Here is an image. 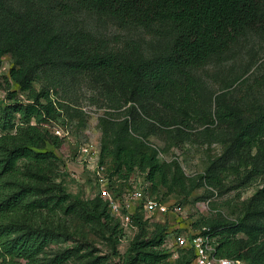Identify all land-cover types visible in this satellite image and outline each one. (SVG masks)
<instances>
[{
  "label": "rangeland",
  "instance_id": "1",
  "mask_svg": "<svg viewBox=\"0 0 264 264\" xmlns=\"http://www.w3.org/2000/svg\"><path fill=\"white\" fill-rule=\"evenodd\" d=\"M27 1L4 0L20 14L26 12ZM31 1L54 8L44 14L60 35L85 36L89 54H113L117 67L168 54L176 37L175 27L168 22L146 27L89 10L76 0ZM21 68L17 57L0 55V103L33 107L35 113L28 121L21 114L13 116V129L0 130V136H16L28 126L50 135L51 140L36 149L55 156L43 200L57 202L62 189L68 204L98 197L97 175L88 168L82 151L90 145L100 156L104 176L122 182V189L140 179L151 183L149 193L154 198L184 206L180 217H150L141 209L135 212L147 222L150 233L156 224L167 226L161 247L165 254H183L173 242L174 235L197 232L196 222L210 221L226 231L233 224L245 229L230 234L244 256L240 264H251L264 254V137L236 141L241 127L264 112V31H246L206 65L175 77L181 84H192L186 104L168 97L130 96L121 77L114 79L104 71L47 69L31 77L29 89L23 90L13 78V71ZM223 109L241 123L220 122ZM117 145L121 146L119 153ZM123 159L134 160L133 172H128ZM152 168L157 169L153 180L149 178ZM40 220L55 224L61 239L38 254L34 264H53L67 251L72 254L62 264H124L130 243L119 242L115 249L106 230L79 214H65L57 208L54 213L44 210ZM171 257L169 264L175 262Z\"/></svg>",
  "mask_w": 264,
  "mask_h": 264
},
{
  "label": "trees",
  "instance_id": "2",
  "mask_svg": "<svg viewBox=\"0 0 264 264\" xmlns=\"http://www.w3.org/2000/svg\"><path fill=\"white\" fill-rule=\"evenodd\" d=\"M76 1L89 10L125 23L146 27L160 22L171 23L176 29V37L170 52L155 59L131 61L117 67L113 54H89V40L85 36L79 34L70 39L60 35L44 14L54 8L28 0L26 12L20 14L0 0V55L11 54L21 61L22 68L13 71V78L23 90L29 89L31 77L47 69L104 71L114 79L121 77L130 96L143 99L168 97L171 101L186 104L192 84H181L175 77L185 73L186 69L206 65L214 56L226 52L246 31H264V0ZM33 113V107L3 106L0 103V130L8 132L13 129V116L21 114L28 121ZM218 118L220 122L241 123L240 118L224 109ZM253 135L264 137V112L241 127L236 141L249 142ZM46 140H51L50 135L36 126L21 128L16 136H0V264H19V260L34 264L38 254L59 243L61 237L55 233V224L40 222L44 210L54 213L60 208L65 214H79L82 219L106 230L115 249L120 242L119 223L111 217L107 203L99 196L73 205L68 204L69 198L62 189L63 196L55 203L41 198L55 159L53 154L36 151ZM116 147L119 153L121 146ZM122 161L129 173L134 171L133 159ZM117 168L121 169L122 164ZM156 171L152 168L150 179L153 180ZM133 221L138 233L130 242L124 264H169L171 256L161 249L167 226L156 224L150 233L147 222L137 214ZM195 227H207L218 238L219 257L244 259L239 253L238 242L230 238L232 233L236 235L245 231L243 227L233 224L226 231L216 221L203 225L196 222ZM223 233H227L225 238L220 237ZM182 252L173 264L192 262L193 252ZM69 254L72 251L64 252L53 264L64 263ZM92 264L101 263L96 261ZM251 264H264V254Z\"/></svg>",
  "mask_w": 264,
  "mask_h": 264
},
{
  "label": "built area",
  "instance_id": "3",
  "mask_svg": "<svg viewBox=\"0 0 264 264\" xmlns=\"http://www.w3.org/2000/svg\"><path fill=\"white\" fill-rule=\"evenodd\" d=\"M94 147L84 146L82 149L84 161L97 175L95 183L98 196L108 206V212L112 218L118 221L121 230V243H130L138 233V227L133 221L135 212L143 210L150 217H180L185 208L182 204H167L154 198L149 193L151 183L141 182L140 179L130 182V186L122 189L120 184L115 183L104 176L105 168L101 165L100 156L93 151ZM126 183V182H124ZM173 242L176 248L186 253L193 252V260L190 264H240L236 259L222 258L217 255L218 238L210 233L207 227L200 228L197 232L189 230L181 234H175ZM184 252V253H185ZM182 254H172L171 259L177 261Z\"/></svg>",
  "mask_w": 264,
  "mask_h": 264
}]
</instances>
